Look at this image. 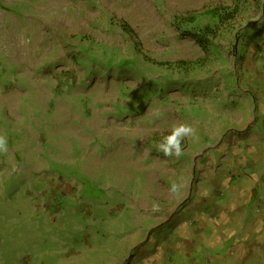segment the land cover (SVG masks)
Here are the masks:
<instances>
[{"label": "rangeland", "instance_id": "1", "mask_svg": "<svg viewBox=\"0 0 264 264\" xmlns=\"http://www.w3.org/2000/svg\"><path fill=\"white\" fill-rule=\"evenodd\" d=\"M247 2L0 0V264H144L161 237L231 232L238 264H264V0ZM180 123L194 134L166 157ZM189 242L196 264L226 252Z\"/></svg>", "mask_w": 264, "mask_h": 264}, {"label": "crops", "instance_id": "2", "mask_svg": "<svg viewBox=\"0 0 264 264\" xmlns=\"http://www.w3.org/2000/svg\"><path fill=\"white\" fill-rule=\"evenodd\" d=\"M256 159L258 157H255ZM215 183L214 181H212V184ZM227 185V183H226ZM203 208V207H202ZM238 208H235L234 210H237ZM224 211V209H223ZM222 211V213H223ZM223 216L224 213L222 214ZM203 225H205L206 223L202 222ZM185 230V229H184ZM180 232V230L178 231H174L171 235H175L178 234ZM215 233V231H214ZM228 233V232H225ZM201 235V234H200ZM168 238V240H167ZM161 237V241L162 239H166L165 241H169L171 242V246H167L169 245V243L167 242L166 244H161L160 247V251L155 253L153 256H151L148 259H145L142 261V263L144 264H184V259L187 258L186 261L189 262V264H196L195 260H191L190 262V258H191V254L193 253V249L195 248L194 246V242L190 243V239L194 238L197 241H201L202 239H204V244L209 247L212 250H216L217 249H221L224 245L226 252L221 255V254H214L211 256L212 259H209L207 261H205L204 263L199 262V264H238L239 260L242 258L238 257V253H237V243L239 242L238 237H234L231 233L224 234V237L221 236H216V237ZM245 237H243L244 239ZM187 241V243H189L187 245V250H184L183 247L181 249V251H175L176 250V243H179L180 241ZM226 242H230V248L225 246ZM223 244V245H222ZM222 246V247H221ZM208 248V249H209ZM259 248L261 250H264V245L259 246Z\"/></svg>", "mask_w": 264, "mask_h": 264}, {"label": "clouds", "instance_id": "3", "mask_svg": "<svg viewBox=\"0 0 264 264\" xmlns=\"http://www.w3.org/2000/svg\"><path fill=\"white\" fill-rule=\"evenodd\" d=\"M194 134L193 128L186 124H174L171 128L170 134L166 135L163 140L157 145L159 151L163 152L164 156H176L181 155V141L184 137H190ZM6 141L0 137V149H4ZM176 190V186L173 185V191Z\"/></svg>", "mask_w": 264, "mask_h": 264}, {"label": "trees", "instance_id": "4", "mask_svg": "<svg viewBox=\"0 0 264 264\" xmlns=\"http://www.w3.org/2000/svg\"><path fill=\"white\" fill-rule=\"evenodd\" d=\"M246 2V4L248 3L247 2V0H234V3H235V6H236V8H235V10L233 11V14H235V15H238V12H239V10H240V6L242 7V4L243 3H245ZM212 13H214L215 14V12L213 11H211V12H209V17L211 18V16L210 15H213ZM234 15V16H235ZM209 17H206V18H204V20H205V24L203 25V26H201V22H198V23H200V25L198 26L199 27V30L200 29H202L204 26H207V18H209ZM235 20V19H234ZM124 27V26H123ZM124 28H128V27H124ZM223 28H221L220 30H222ZM223 31V33H225V31H228L229 32V30H222ZM220 33H221V31H220ZM195 42H197V44L200 46V44H199V41L198 40H194ZM201 47V46H200ZM202 48V47H201ZM203 49V48H202ZM203 51H204V49H203ZM181 64L182 65H185V64H187V63H183V62H181Z\"/></svg>", "mask_w": 264, "mask_h": 264}]
</instances>
